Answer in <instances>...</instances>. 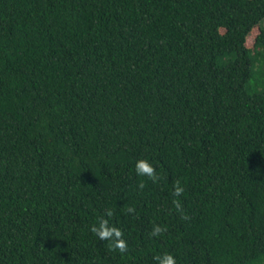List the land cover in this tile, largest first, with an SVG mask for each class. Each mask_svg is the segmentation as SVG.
<instances>
[{
    "label": "trees",
    "instance_id": "obj_1",
    "mask_svg": "<svg viewBox=\"0 0 264 264\" xmlns=\"http://www.w3.org/2000/svg\"><path fill=\"white\" fill-rule=\"evenodd\" d=\"M263 19L264 0H0V264H264Z\"/></svg>",
    "mask_w": 264,
    "mask_h": 264
},
{
    "label": "clouds",
    "instance_id": "obj_2",
    "mask_svg": "<svg viewBox=\"0 0 264 264\" xmlns=\"http://www.w3.org/2000/svg\"><path fill=\"white\" fill-rule=\"evenodd\" d=\"M136 174L138 176H144L147 177L149 180H151L153 183H158L160 180L164 179V177L157 173L156 168L146 159H140L136 162ZM137 187L140 190H143L145 188V184L143 182H140ZM185 192V188L181 186L180 181L174 182V191L173 196L176 197V199H173L172 203L175 207L177 213L180 214L181 219L183 220H189V215L184 211V207L181 203V201L178 199L180 196H182ZM127 213L134 214L135 208L133 207H127L126 209ZM106 215L108 217H111L113 215L111 210H108L106 212ZM90 231L94 233L100 240L109 241L108 248L109 251L116 252L118 251L121 254L128 252V245L127 242L123 239V231L115 226H110L109 221L107 219H104L103 217L100 219L98 226L93 225L90 228ZM167 231L166 226L161 225H153L152 231L149 233L150 237H159L162 236ZM157 264H178L177 260L175 259L173 254L170 253H164L163 255H156L153 258Z\"/></svg>",
    "mask_w": 264,
    "mask_h": 264
},
{
    "label": "rangeland",
    "instance_id": "obj_3",
    "mask_svg": "<svg viewBox=\"0 0 264 264\" xmlns=\"http://www.w3.org/2000/svg\"><path fill=\"white\" fill-rule=\"evenodd\" d=\"M260 26L264 31V19L261 21ZM252 43V39H250L248 44ZM252 58V77L246 88L248 94L260 93L264 90V45L252 53Z\"/></svg>",
    "mask_w": 264,
    "mask_h": 264
}]
</instances>
